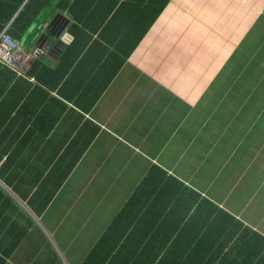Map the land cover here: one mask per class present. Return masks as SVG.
<instances>
[{
    "label": "crops",
    "instance_id": "obj_1",
    "mask_svg": "<svg viewBox=\"0 0 264 264\" xmlns=\"http://www.w3.org/2000/svg\"><path fill=\"white\" fill-rule=\"evenodd\" d=\"M156 1L87 0L39 45L49 24L30 29L0 105V264H56L58 242L80 264L149 176L137 245L264 258V0H169L151 25ZM141 36L117 70L110 43Z\"/></svg>",
    "mask_w": 264,
    "mask_h": 264
},
{
    "label": "trees",
    "instance_id": "obj_2",
    "mask_svg": "<svg viewBox=\"0 0 264 264\" xmlns=\"http://www.w3.org/2000/svg\"><path fill=\"white\" fill-rule=\"evenodd\" d=\"M153 5L145 6L143 12H147L150 9L152 14L150 16V23H152L159 17L163 9L166 7L169 0H158ZM86 3V4H85ZM85 9H90L87 6V0H0V34L7 28V35L19 46L24 47L25 40L28 37L30 29L35 25L50 24L55 18L57 22V34L63 28V24L67 23L68 19L72 22H80L78 14ZM88 14L87 12L85 13ZM67 19V20H66ZM71 23V22H70ZM69 32L73 35L79 30L74 24H71ZM145 33V32H144ZM142 36L138 38L136 42L132 38H126L127 40L119 39L114 43L116 51L124 53L122 58L117 57L118 67L117 70L124 64L125 60L129 57L131 52L135 49ZM48 40V39H47ZM53 40V39H52ZM80 37L75 35V41L69 49L79 50V53L83 51L86 44L78 45ZM125 41V42H124ZM44 42V41H43ZM42 42V43H43ZM52 50L57 47V42H53ZM129 44V45H128ZM128 45V47H127ZM50 50V45L44 47L45 52ZM108 49V48H107ZM126 49V51H124ZM115 54L114 52H112ZM67 54V53H66ZM79 55V54H78ZM66 58V56H65ZM107 61V58L103 57ZM13 72V71H12ZM11 70L0 64V105H3L6 101V97L9 94V85L12 80L17 77ZM2 144V143H1ZM11 153V152H10ZM9 147L6 150H0V164L5 162L10 157ZM6 155L4 158L3 156ZM5 163H3L4 165ZM1 165L0 168L3 166ZM149 178L138 188L137 191L130 197L122 211L113 219L112 223L108 226L106 231L100 237L98 242L93 246L85 258L80 264H208L193 261L195 254L193 252L191 256H185V249L179 247H166L159 248V252L154 251L151 246L137 245L138 233L142 235L140 239L145 238V231L139 232L135 227L136 216L132 215L133 207L137 201H141L144 197L143 186H147ZM1 178V176H0ZM6 198L9 199L5 192L0 188V200L6 202ZM212 208V204H208ZM0 215L2 213L0 212ZM256 239L262 240L260 236L255 235ZM264 241V240H262ZM261 241V242H262ZM19 243V240H18ZM176 250V251H175ZM4 251V250H3ZM175 252V256L172 254ZM179 254V256H178ZM56 264H61L60 259L56 254L52 253ZM3 262V261H2ZM46 263V262H45ZM52 264V262H49ZM256 264H264V258L259 260Z\"/></svg>",
    "mask_w": 264,
    "mask_h": 264
},
{
    "label": "built area",
    "instance_id": "obj_3",
    "mask_svg": "<svg viewBox=\"0 0 264 264\" xmlns=\"http://www.w3.org/2000/svg\"><path fill=\"white\" fill-rule=\"evenodd\" d=\"M6 32L7 28L0 34V64L22 75L28 68V60L17 43Z\"/></svg>",
    "mask_w": 264,
    "mask_h": 264
},
{
    "label": "rangeland",
    "instance_id": "obj_4",
    "mask_svg": "<svg viewBox=\"0 0 264 264\" xmlns=\"http://www.w3.org/2000/svg\"><path fill=\"white\" fill-rule=\"evenodd\" d=\"M32 36H34V34L31 35V37ZM19 47L22 50L24 49L25 46L24 47L19 46ZM58 245H59L58 247L56 246V252L59 255L61 261L64 262V264H78L79 263V260L81 259L82 256L80 254H77L78 249L73 248L70 251H68L66 247H64L59 242H58ZM45 250H48V249H45Z\"/></svg>",
    "mask_w": 264,
    "mask_h": 264
},
{
    "label": "water",
    "instance_id": "obj_5",
    "mask_svg": "<svg viewBox=\"0 0 264 264\" xmlns=\"http://www.w3.org/2000/svg\"><path fill=\"white\" fill-rule=\"evenodd\" d=\"M59 21L57 22L56 18L49 24L48 28L46 29V32L44 36H41L40 39L38 40V45L42 43L46 39H53L56 41L58 39L59 34H57V25Z\"/></svg>",
    "mask_w": 264,
    "mask_h": 264
}]
</instances>
